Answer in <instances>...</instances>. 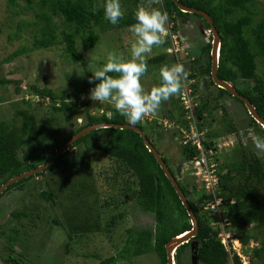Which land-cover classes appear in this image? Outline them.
<instances>
[{
    "label": "trees",
    "instance_id": "obj_1",
    "mask_svg": "<svg viewBox=\"0 0 264 264\" xmlns=\"http://www.w3.org/2000/svg\"><path fill=\"white\" fill-rule=\"evenodd\" d=\"M177 1L187 7L202 10L212 18L216 31L220 36L217 77L231 84L240 95L254 106L258 115L264 119V70L261 72L257 70V59L259 57L262 58L261 64L264 67V9L257 15L254 8L257 6L258 0ZM9 2L12 5L14 0H9ZM104 2L105 0H26L25 8L35 11V21L29 23L19 21L16 34H19L25 26L38 27L39 32L32 41L34 49H47L63 44V52L72 60L80 62L84 67L83 58L77 48V41H80L82 49L87 52L93 49L99 41V34L95 28H98L100 32H106L110 28H130L136 22L134 14L141 0L124 1L129 9L116 25H112L104 19ZM152 7L168 13L169 22L173 23L171 27L172 35L179 39V44L184 49H186L185 40L177 29V19L190 15L197 17L204 23L206 30H209V26L201 16L181 12L171 0H162L158 6L153 5ZM256 15L258 16L257 23L255 26H251ZM57 21H61V25L66 29L62 30L61 34H59ZM247 29L254 36V45L258 48L255 51L251 46L250 38L245 33ZM212 40V34L209 33V42L200 47V54L193 58L188 67V73L190 74L188 79L196 81H193L190 85L191 91L193 90L192 94L199 92L198 79H202L201 81L206 87L211 85L216 88L218 96L233 98L246 111L242 101L232 97L225 90L216 87L212 82L210 57ZM164 45L167 47L170 45L168 39H166ZM23 53L24 49L16 50L4 58L0 65L12 61ZM191 54L189 55L191 56ZM204 54L207 56V64L204 67H199L200 58ZM173 57L168 58V54L157 56L150 59L148 64L157 65V68L160 69L162 66L167 65L166 61L180 62L179 56L175 57L176 59H173ZM109 75L116 74L110 73ZM91 77L89 75L85 80L71 86L70 90L59 93H54L47 87H38L37 85H29L25 88L31 97H37L39 100H49L51 113L44 120L38 122L34 111L30 110L31 108L22 109L18 112L21 120L20 124H16L14 121L0 122V186L21 173L45 164L71 137L88 126L100 123L128 124L126 118L116 112L113 107L109 109V117L104 112L99 115H90L88 109L85 108V122L77 127L76 131L59 138L60 130L54 125L55 122L51 114L61 113V115H64L72 109L70 104H75L76 100L90 95V89L94 88L96 83H99V81H94L90 84L88 81ZM9 83L11 82L0 78V85ZM20 91H23V88L16 86V92L19 93ZM194 96L197 97V95ZM23 102L29 104L28 101L23 100ZM172 105L175 104L172 103ZM211 109L212 107L207 102L199 103L194 109L198 129L206 130V140L204 142L206 151L214 149L213 142L218 136V132L213 133L211 129L208 128V130L205 127L208 120L206 113ZM163 113H165L164 119L168 122L183 125L184 112L181 107H178V110L165 109ZM246 113L249 119V129H252L257 136L264 134V129L250 117L247 111ZM146 126L139 127L156 148L153 135L160 139L159 129L162 130L163 127L158 125L156 121L151 125L146 123ZM143 128L152 131L151 135H148ZM230 131L231 133L237 132V129L232 125ZM103 132H108L106 140H90ZM231 135L234 136L236 146L233 145L229 152L226 151L225 155L222 154L219 158H215L217 165L219 163L216 172L223 197L224 214L230 218L232 225H237V228L232 229V231L240 239L242 246L245 247L249 241L256 239L257 230H264V162L249 148L248 144L242 143L243 139L239 133ZM71 149H75V152L72 153ZM179 150L180 160L183 162H188L198 155V151L194 146H183L181 141ZM157 151L159 152V150ZM92 152H100L114 162V167L108 173L110 179L105 180L106 184L111 181L114 186L122 181L120 183L122 188L119 189V193L120 197H123L121 199L123 203L127 204L130 201L129 205L133 209L151 215L154 218L155 226L153 230H127V237L123 241L124 245L116 249L117 251L110 257L82 256L86 258L94 256L98 260V264H117L146 253H154L160 258L161 264H167L165 245L172 238L191 229L190 219L154 156L148 152L140 135L132 130L100 129L81 137L72 144L69 150L56 158L46 170L9 186L0 195V198L11 189L22 186L34 178L36 184L40 185L42 182L38 178L43 174L50 173V171L54 173L55 170H59L58 181L61 185L70 187L68 188L69 191L75 190L78 196L89 194V198L95 193L91 170L92 176L89 171L82 173V177L79 178L80 182H78V178L72 180L65 177V175L70 170L81 169V167L88 168L90 166L87 162L88 156ZM67 154L69 156L64 158ZM159 154L172 175L175 176L176 172L174 173L169 166L168 159L161 153ZM84 175L86 179L83 178ZM52 177L55 178L56 175L52 174ZM44 180L43 182H45ZM177 182L198 221V233L195 238L176 249L174 254L175 264H189L183 260L184 251L192 242L197 244L196 257L200 264H228L227 253L217 239V232L211 227V218L206 211H203L204 204L209 198L201 193L197 195V199H193L191 195L197 193L195 183L189 184L192 187V192H190L189 185H184L180 180ZM77 187L79 188L76 190ZM39 195L45 201L55 202L51 191L40 190ZM231 200H233V204L229 203ZM115 207L116 209L119 208V206ZM89 209L98 212L101 209L99 201L93 200ZM11 215L14 218L29 217V214L23 211H14ZM97 215L89 216V214H86L80 220L66 219L69 232L66 252H69V249L81 237L112 233L119 224L118 218L122 217L117 215L102 223ZM211 217L213 221L217 220L216 215ZM192 253L194 254V251ZM258 254L252 252V256L256 255L258 262L264 264V257ZM1 260L5 264H22L19 258L11 255L1 257ZM250 264H253V262Z\"/></svg>",
    "mask_w": 264,
    "mask_h": 264
},
{
    "label": "rangeland",
    "instance_id": "obj_2",
    "mask_svg": "<svg viewBox=\"0 0 264 264\" xmlns=\"http://www.w3.org/2000/svg\"><path fill=\"white\" fill-rule=\"evenodd\" d=\"M124 1L127 0H120V3L125 15L129 8ZM139 5L140 3H138L137 8ZM154 5L158 6V4ZM25 7L26 0H14L12 5L9 0H0V62L16 50L24 49L23 54L10 62L0 65V78L11 82L6 85H0V122L14 121L16 124H20L21 120L18 112L29 108L34 111L38 122L50 115V101L39 100V98L37 99L34 96L31 97L25 90L29 85L47 87L54 93L68 91L71 86L85 80L89 75L92 76V73L101 68L106 63L109 53L122 56L125 61L131 58L130 48L134 38L129 28H110L106 32H100L98 28H95L99 34V41L93 49L87 52L82 49L78 40L77 48L83 58L84 67L80 62L72 60L63 52V44L47 49H34L32 41L39 32L38 27L25 26L20 30L19 34H16L19 21L25 23L35 21V11ZM263 9L264 0H258L257 6L254 8L257 15ZM257 15L254 17V23L251 26L256 25ZM176 24L177 29L185 40L186 46L184 52L182 50L178 54L180 62H176L182 64L186 72H188V67L192 63L193 58L200 54V47L209 42V33L204 23L191 15L177 19ZM57 25L59 26V34H61L62 30H66L61 25V21H57ZM245 33L251 40L253 51L257 50L258 48L254 45V36L251 31L247 29ZM169 52V47L165 45L154 46L152 52L146 55L148 71L141 78V83L145 90H150L160 84L157 65H150L148 61L157 56L167 55L166 53H168V58L173 57L174 54ZM185 52L188 53L187 56ZM190 53H192L191 56L189 55ZM261 61L263 60L259 57L257 59L258 72L264 70ZM176 62L169 60L165 63L171 66L176 64ZM206 64L207 56L204 54L201 56L198 66L204 67ZM201 80L198 79L199 92L194 95H197L198 103L207 102L212 107L206 113L208 120L205 127L211 129L213 133L218 132L215 140L216 154L218 155L222 151V154L225 155L226 151L229 152L233 145L236 146L234 144V136L231 134L239 133L243 139L242 143L248 144L249 148L264 162V151H260L254 146L253 141L257 135L253 133L252 129H249V119L243 106L233 98L218 96L215 87L211 85L206 87ZM193 81L196 82L195 80L187 79L184 84L190 86ZM16 86H21L23 91L17 93ZM179 96L180 93L163 102L158 113L154 117L152 116V119L158 123L164 119L165 113H163V110L170 108L178 110V107L180 108ZM23 100L28 101L29 104L24 103ZM172 103L175 105H172ZM70 105L72 109L64 113V115H61V113L51 114L55 122L54 125L60 130L59 138L76 131L77 127L85 122V108L88 109L90 115H99L104 112L107 117L110 116L109 109L112 108L106 102L92 101L89 99V95L83 96L76 100L75 104ZM148 118H151V116H148ZM232 125L235 126L237 132L231 133L230 127ZM142 126L147 127L145 123ZM143 129L148 135H151L152 131L147 128ZM163 129H159L160 139L153 135L155 146L159 150L158 153L168 159L169 166L175 173L181 161L179 133L172 128L165 129L163 127ZM107 134L108 132H103L90 140L97 141L101 139V141H104L107 138ZM259 137L264 138V134L259 135ZM70 151L72 152V149ZM68 156L67 154L64 158ZM87 162L90 165L88 168L81 167V169L70 170L65 177L72 180L78 178V182H80L79 178L82 177V173L88 171L90 173L91 170L95 193L89 198V194L78 196L75 190L69 191L68 188L70 187L61 185L58 181L59 170H55L54 173L50 171V173L43 174L40 177L42 182L40 185L36 184L34 178L22 186L11 189L0 198V264H5L1 257H8L9 255L19 258L22 264H98V260L94 256H89V258L83 256L110 257L117 251L116 249L124 245L123 241L127 237V230L154 229L155 221L151 215L133 209L129 205L130 201L127 204L123 203V200H121L123 197H120L119 193V189L122 188L120 187L122 181L114 186L111 181L106 184L107 179H110L108 173L114 167V162L100 152L90 153ZM222 172L224 173V171ZM52 174L56 175V177H52ZM90 175L92 176L91 173ZM83 178L86 179L85 175ZM179 180L184 185L195 183L198 186L195 190L197 193L191 195L193 199H197V195L202 193L201 189H198L201 183L197 182L189 172L182 169ZM190 185L189 190L192 192ZM40 190L51 191L55 202L42 199L39 195ZM93 200L99 201L101 209L98 212L90 211L89 209ZM115 206H119V208L116 209ZM14 211H23L28 213L29 217L14 218L11 215ZM203 211L210 214L211 224L213 222L211 216L214 214L209 208L203 209ZM86 214H89V216L98 214L97 216L102 223L117 215L122 217L118 218L119 224L112 233L108 234L109 236L106 234H95L81 237L69 249V252H66V244L69 241L66 219L80 220ZM214 226L216 225L213 224ZM235 228H237V225H233L232 229ZM256 233V239L249 241L245 247L241 245L240 251L243 254L250 255L251 263L260 264L259 260H257L258 257L256 255L252 256V252L254 251L257 254L260 252L258 255L264 257V230H257ZM194 249L195 244H191L184 251V262L200 264L196 253H192ZM233 257H236L235 254H233ZM233 262L241 264L239 260H233ZM117 264H161V261L156 254L146 253Z\"/></svg>",
    "mask_w": 264,
    "mask_h": 264
},
{
    "label": "clouds",
    "instance_id": "obj_3",
    "mask_svg": "<svg viewBox=\"0 0 264 264\" xmlns=\"http://www.w3.org/2000/svg\"><path fill=\"white\" fill-rule=\"evenodd\" d=\"M161 2L162 0H141L134 14L136 22L129 28L134 38L130 48L131 58L125 61L122 56L109 53L106 63L92 73V77L88 81L90 84L94 81H99V83L95 84L94 88L90 89L89 99L94 102H106L110 104L116 112L126 118L129 125L133 126H142L143 124L139 123L141 120L148 116L154 117L163 102L180 93L183 83L190 75L182 64L164 65L159 69L160 84L158 86L145 90L141 83V78L148 71L145 59L146 55L152 52L154 46H162L166 43V39L169 40V31L166 27L169 22L168 13L152 7V5L160 4ZM103 12L104 19L112 25H116L124 16L120 0H105ZM208 33L211 34L209 30ZM110 73L116 75H109ZM103 127L107 128L106 125ZM253 142L256 149L264 151V138L257 136ZM184 163H182V166ZM198 189H201L200 186ZM201 191L207 196L202 189ZM207 197L210 198V196ZM208 200H206L203 209H205ZM231 201L229 203L233 204V200ZM219 210L221 217L229 220V226L225 228V234L229 235L227 241H225L229 251L226 250L222 243L223 239L220 236L221 232L218 226L219 218L217 215V220L211 223V227L217 232V239L227 253L228 264H231L230 257L232 261L239 260L242 264L243 259H245L248 261L247 264H250L251 257L240 251L242 243L232 231V221L224 214L223 205L220 206ZM213 224L216 225L214 226L215 228ZM185 233L179 236L182 237ZM175 251L172 256L173 264H175ZM195 252H197V246H195L194 254ZM233 254L236 257H233ZM233 264L235 263L233 262Z\"/></svg>",
    "mask_w": 264,
    "mask_h": 264
},
{
    "label": "water",
    "instance_id": "obj_4",
    "mask_svg": "<svg viewBox=\"0 0 264 264\" xmlns=\"http://www.w3.org/2000/svg\"><path fill=\"white\" fill-rule=\"evenodd\" d=\"M175 6L183 13H189V14H196L201 16L207 23V25L209 26V31L212 34L213 40L211 43V51H210V57H211V79L213 84L220 88L225 90L227 93H229L232 97H235L237 99H239L240 101H242V103L244 104V107L246 109V111L248 112V114L250 115V117L257 122L263 129H264V119L261 118L258 113L256 112L254 106L242 95H240L236 89L229 84L226 81L220 80L217 77V69H218V57L216 58V53L218 54L219 52V45H220V36L218 34V32L216 31V28L213 24V20L212 18L204 11L202 10H198L195 8H191V7H187L185 5L180 4L177 0H171ZM219 56V55H218ZM104 125L107 126V128L103 127ZM108 128H114V129H119V130H123V129H127V130H132L136 133H138L146 147V149L148 150V152H150L155 160L157 161V163L159 164L160 169L163 171L165 177L170 181L172 187L174 188L182 206L185 208L186 213L190 219V223H191V230L188 231L187 233H185L182 237H175L172 238L166 245H165V250H166V262L167 264H173V260H172V256L174 251L181 245L187 243L188 241H190L191 239L195 238L197 233H198V221L188 203V200L186 199V197L184 196L182 190L180 189L179 185H178V180L180 178V174H181V166L183 161H180L177 170H176V175L173 176L172 173L170 172L169 168L167 167V165L165 164L164 160L162 159L161 155L158 153V151L156 150V148L152 145L150 139H148L144 133V131L136 126V125H129V124H112V123H100V124H94L91 126H88L84 129H82L80 132H78L77 134H75L73 137H71L63 146H61L49 159L48 161L43 164L40 165L39 167L26 171L24 173H21L13 178H11L10 180H8L7 182H5L3 185L0 186V195L11 185L29 178L31 176L37 175L41 172H43L44 170H46L52 163L53 161L58 158L60 155H62L64 152H66L67 150H69L72 146V144L74 142H76L78 139H80L81 137L93 132V131H97L100 129H108ZM72 152H75V149H72ZM38 180H40V178H38ZM192 244H195L192 242ZM195 246H197V244H195ZM196 253V252H195Z\"/></svg>",
    "mask_w": 264,
    "mask_h": 264
},
{
    "label": "built area",
    "instance_id": "obj_5",
    "mask_svg": "<svg viewBox=\"0 0 264 264\" xmlns=\"http://www.w3.org/2000/svg\"><path fill=\"white\" fill-rule=\"evenodd\" d=\"M172 22H168L167 28L169 31V53L178 56L179 53L184 48L180 46V41L176 36L172 35L171 27ZM185 55L187 53L185 52ZM179 104L183 113V125L180 126L173 122H168L166 119L160 120L159 125L166 128H172L179 133V138L181 144L194 146L198 151V155L192 160L185 162L182 166V169L186 172H189L197 182L201 183L200 188L204 191L207 196H210L205 209L209 208L214 215H217L219 218V228L222 237V243L224 244L227 251L229 248L226 245L227 238L229 235L225 234V228L229 226V220L227 218L221 217L220 215V206L223 205V197L221 195V190L219 188V180L217 177V162L215 158H219L222 155L216 154L215 141L213 142V148L206 151L204 142L206 130L198 129V122L195 118L194 109L198 106L196 97L192 94L190 86L183 83L182 90L179 96ZM139 123H148V125L153 124L152 116L151 118L145 117ZM232 143V142H231ZM232 203V201H231ZM233 242V241H232ZM230 263L233 264L232 258L230 257ZM248 261L243 259L242 264H247Z\"/></svg>",
    "mask_w": 264,
    "mask_h": 264
},
{
    "label": "bare ground",
    "instance_id": "obj_6",
    "mask_svg": "<svg viewBox=\"0 0 264 264\" xmlns=\"http://www.w3.org/2000/svg\"><path fill=\"white\" fill-rule=\"evenodd\" d=\"M219 54L216 53V58L218 57ZM180 237V236H179Z\"/></svg>",
    "mask_w": 264,
    "mask_h": 264
},
{
    "label": "flooded vegetation",
    "instance_id": "obj_7",
    "mask_svg": "<svg viewBox=\"0 0 264 264\" xmlns=\"http://www.w3.org/2000/svg\"><path fill=\"white\" fill-rule=\"evenodd\" d=\"M196 97V96H195ZM198 102V101H197ZM199 104V103H198Z\"/></svg>",
    "mask_w": 264,
    "mask_h": 264
}]
</instances>
